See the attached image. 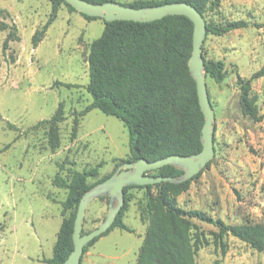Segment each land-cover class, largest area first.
Instances as JSON below:
<instances>
[{"label": "rangeland", "instance_id": "obj_1", "mask_svg": "<svg viewBox=\"0 0 264 264\" xmlns=\"http://www.w3.org/2000/svg\"><path fill=\"white\" fill-rule=\"evenodd\" d=\"M138 1L117 0L119 4ZM52 0H0V264H46L61 223L68 191L56 185L72 172L97 169L92 184L130 158L129 138L116 118L92 110L88 57L104 30L101 19L87 20L64 5L36 47L32 37L48 21ZM206 22L244 21L248 27L222 37L207 35L202 56L222 61L221 83L206 77L214 111V157L185 191L174 195L184 210H198L226 225L264 224V119L257 123L241 112L237 75L249 79L264 65V0H220ZM11 34L5 52L3 43ZM264 115V78L252 81ZM62 110L59 147L48 144L49 125L40 124ZM77 120V121H75ZM149 175H155L149 172ZM123 222L131 233L114 229L83 254L81 264H136L148 226L143 219L144 189L127 192ZM108 199L86 210L83 234L105 219ZM201 232L195 264H264V253L232 236L219 237L214 226L192 220Z\"/></svg>", "mask_w": 264, "mask_h": 264}, {"label": "trees", "instance_id": "obj_2", "mask_svg": "<svg viewBox=\"0 0 264 264\" xmlns=\"http://www.w3.org/2000/svg\"><path fill=\"white\" fill-rule=\"evenodd\" d=\"M86 1L93 4L117 2V0ZM167 3L189 4L205 19L208 12L219 7L220 0L138 1L121 5L144 8ZM61 5L66 6L69 11L76 12L64 0H52V10L47 23L32 37L33 47H36L44 37ZM81 15L87 20L99 19ZM102 21L103 33L91 44L88 57L89 83L86 91L92 97V102L79 113V116L83 117L92 110H98L123 124L129 138L130 158L122 161V164L142 159L154 162L172 155L198 154L202 150L201 130L204 118L198 103L196 84L188 67L192 52V22L184 16H169L151 23ZM247 27V22L242 20L224 24L206 22V36L222 37L229 32ZM10 41H19V38L9 34L3 43V52ZM204 65L206 77L216 83L224 81L227 70L222 61L204 60ZM260 78H264V65L249 79L245 80L239 75L236 79L241 112L257 123L263 121L264 115L259 113L257 97L250 93V89L252 81ZM63 120L64 116L59 108L53 118L40 122L49 125L47 137L52 151L59 147L57 126ZM115 170L92 184H89L87 179L98 175L96 168L72 172L69 181L57 179L56 185L68 191L67 199L63 202L64 211L72 212L69 218L62 221L52 257L44 263L64 264L73 250V225L80 199L90 188L107 179ZM152 172L155 175L150 176L154 178L182 175L181 171L172 166ZM189 181L181 184L161 182L153 186L124 188V205L111 228L99 238L114 229L132 232L124 224L123 218L129 203L127 192L137 188L144 189L146 193V204L142 214L143 219L148 220V226L136 264H195V255L202 234L192 220L214 226L218 229L220 238L232 236L254 250L264 253L263 223L231 226L219 219H213L202 211L180 208L174 195L185 191ZM99 238L87 244L83 254Z\"/></svg>", "mask_w": 264, "mask_h": 264}, {"label": "water", "instance_id": "obj_3", "mask_svg": "<svg viewBox=\"0 0 264 264\" xmlns=\"http://www.w3.org/2000/svg\"><path fill=\"white\" fill-rule=\"evenodd\" d=\"M79 14L99 18L107 23L127 21L151 23L169 16H184L193 24L192 52L188 60L189 72L196 84L198 103L204 118L201 130L202 150L191 156L172 155L148 162L144 159L121 164L104 181L90 188L80 199L73 225V250L64 264H80L84 247L105 234L113 225L124 205V188L131 186H153L161 182L181 184L198 175L214 157V111L211 106L207 86L206 70L202 56V46L206 38V22L203 16L186 3H167L155 7L133 8L117 2L93 4L86 0H64ZM172 166L182 172L178 177L154 178L148 173ZM100 198L108 199V211L103 222L94 230L83 234L84 217L87 208Z\"/></svg>", "mask_w": 264, "mask_h": 264}]
</instances>
